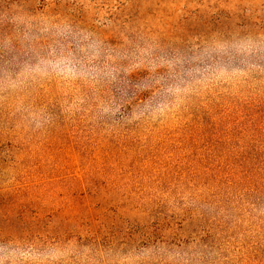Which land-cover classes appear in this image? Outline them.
<instances>
[{
    "label": "rangeland",
    "instance_id": "rangeland-1",
    "mask_svg": "<svg viewBox=\"0 0 264 264\" xmlns=\"http://www.w3.org/2000/svg\"><path fill=\"white\" fill-rule=\"evenodd\" d=\"M0 264H264V0H0Z\"/></svg>",
    "mask_w": 264,
    "mask_h": 264
}]
</instances>
